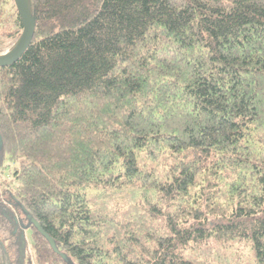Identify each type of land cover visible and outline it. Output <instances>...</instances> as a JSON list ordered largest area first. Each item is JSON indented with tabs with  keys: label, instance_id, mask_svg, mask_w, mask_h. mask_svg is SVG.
Listing matches in <instances>:
<instances>
[{
	"label": "trees",
	"instance_id": "1",
	"mask_svg": "<svg viewBox=\"0 0 264 264\" xmlns=\"http://www.w3.org/2000/svg\"><path fill=\"white\" fill-rule=\"evenodd\" d=\"M28 6L0 68V264H264V0ZM21 32L0 0V53Z\"/></svg>",
	"mask_w": 264,
	"mask_h": 264
},
{
	"label": "water",
	"instance_id": "2",
	"mask_svg": "<svg viewBox=\"0 0 264 264\" xmlns=\"http://www.w3.org/2000/svg\"><path fill=\"white\" fill-rule=\"evenodd\" d=\"M18 16L22 24V32L14 45L4 53L0 54V68L12 65L18 60V58L23 54V52L28 47L34 31V18L31 16L28 0H13ZM37 230L48 240L51 247L56 250L55 243L48 237L42 229L35 225Z\"/></svg>",
	"mask_w": 264,
	"mask_h": 264
},
{
	"label": "rangeland",
	"instance_id": "3",
	"mask_svg": "<svg viewBox=\"0 0 264 264\" xmlns=\"http://www.w3.org/2000/svg\"><path fill=\"white\" fill-rule=\"evenodd\" d=\"M16 41H17V40H16ZM14 43H15V42H14ZM14 43H12V44L8 45L6 48H4V49L1 51L0 54H2V53H4L5 51L9 50V49L14 45ZM242 247H243V246L240 247V253H241V257H242V259H244V258H245V257H244V250H243ZM242 259H241V260H242Z\"/></svg>",
	"mask_w": 264,
	"mask_h": 264
}]
</instances>
